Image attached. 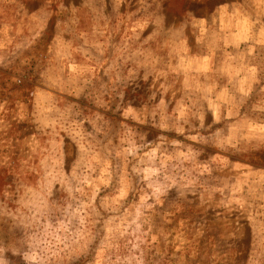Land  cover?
I'll list each match as a JSON object with an SVG mask.
<instances>
[{"label": "rangeland", "instance_id": "obj_1", "mask_svg": "<svg viewBox=\"0 0 264 264\" xmlns=\"http://www.w3.org/2000/svg\"><path fill=\"white\" fill-rule=\"evenodd\" d=\"M5 39L0 264H264V0H0Z\"/></svg>", "mask_w": 264, "mask_h": 264}, {"label": "trees", "instance_id": "obj_2", "mask_svg": "<svg viewBox=\"0 0 264 264\" xmlns=\"http://www.w3.org/2000/svg\"><path fill=\"white\" fill-rule=\"evenodd\" d=\"M57 204H59L58 202H57ZM128 205H125V206H122V207H120V208H118V210H119V215L120 214H122V213H125L126 212V210H128ZM156 208H155V206H153L152 207V210H155ZM62 210H64L65 211V213L67 214V213H70V216H72V217H74V215H73V208H72V206H70V205H68L67 206V201H66V199L65 198H63V202H62ZM112 213V212H111ZM111 213H109V217H110V214ZM129 214V216H130V219L128 220L129 221V223L130 222H132V213H128ZM102 218V217H101ZM101 218H94V219H96L97 221H96V224H97V226H103L102 224H103V221H101ZM138 220H140L139 221V223L141 224V226L140 227H137V228H140L139 230H138V232H137V236L138 237H140V238H143V234H144V237H145V229H144V226L145 225H147V222H148V219L147 218H143V217H139L138 219L136 218V221H138ZM101 221V222H100ZM45 222H47V224H51V226L53 225L54 226V224L53 223H51L52 221L51 220H47V219H43V220H39V221H37L36 223H34V224H36L35 226H33V231L36 233V232H38L39 233V231H40V225H42L43 223H45ZM87 223H89V226H91L92 224H93V222H91L90 223V221H87ZM112 222H108L107 223V225H106V228H110L111 227V224ZM67 225H71L69 222H68V224ZM96 225H92L91 226V228H93V227H97ZM135 226V225H134ZM133 227V226H132ZM144 229V230H143ZM102 232H104V230L102 231ZM142 232H143V234H142ZM35 233H32V236H33V238H35V237H37V235L35 234ZM92 252V251H91ZM88 254V253H87ZM86 254V255H87ZM90 257H92V253H89L88 254V256L87 257H85V258H87V259H90ZM85 258H82V259H80V257H79V259L76 261V262H74L73 264H81L82 263V261H83V259H85Z\"/></svg>", "mask_w": 264, "mask_h": 264}, {"label": "crops", "instance_id": "obj_3", "mask_svg": "<svg viewBox=\"0 0 264 264\" xmlns=\"http://www.w3.org/2000/svg\"><path fill=\"white\" fill-rule=\"evenodd\" d=\"M1 45H2L3 48L8 49V48H11L12 43L10 44L9 43V40L8 39H5L3 41L0 40V46Z\"/></svg>", "mask_w": 264, "mask_h": 264}]
</instances>
